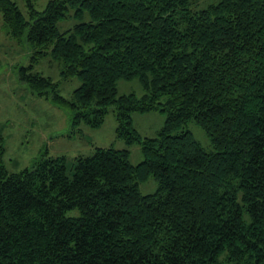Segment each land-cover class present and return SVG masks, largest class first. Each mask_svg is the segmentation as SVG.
<instances>
[{
    "label": "trees",
    "instance_id": "1",
    "mask_svg": "<svg viewBox=\"0 0 264 264\" xmlns=\"http://www.w3.org/2000/svg\"><path fill=\"white\" fill-rule=\"evenodd\" d=\"M28 1L26 19L0 0L8 32L26 35L33 61L51 48L81 84L66 98L26 66L21 79L68 106L75 126L113 109L117 136L144 158L98 146L72 175L64 155L11 172L0 162V264H264V0ZM70 7L80 20L62 31ZM134 78L143 95L118 92ZM152 110L165 123L142 136L132 114ZM150 176L158 189L143 194Z\"/></svg>",
    "mask_w": 264,
    "mask_h": 264
},
{
    "label": "rangeland",
    "instance_id": "2",
    "mask_svg": "<svg viewBox=\"0 0 264 264\" xmlns=\"http://www.w3.org/2000/svg\"><path fill=\"white\" fill-rule=\"evenodd\" d=\"M26 19L30 18L28 0H15ZM49 0H30L37 10H43ZM217 0H200L198 8H203ZM89 20L86 13L83 18ZM75 9L70 7L58 27L60 30L72 28L79 22ZM33 50L26 35L22 39L12 36L4 25L0 11V162L11 171H20L31 166L44 154L64 155L70 175L78 155H91L96 147L126 148L133 164L144 158L141 144L127 143L117 136V118L110 109L103 122L96 127L81 122L73 124V114L68 106L56 100L53 95L39 94L29 83L20 77L21 66H26L29 73L39 72L51 77L57 83L58 93L70 98L75 88L80 86L78 76L62 77L63 63L56 59L51 48L37 61L32 60ZM119 93L134 92L144 94L139 78L120 79L117 82ZM132 122L142 136H156L163 127L166 113L161 110L135 111ZM194 137L206 150H212L213 144L206 131L196 123L189 122ZM158 182L154 176L140 183L143 194L156 192ZM70 215L79 214L78 209L68 211Z\"/></svg>",
    "mask_w": 264,
    "mask_h": 264
}]
</instances>
